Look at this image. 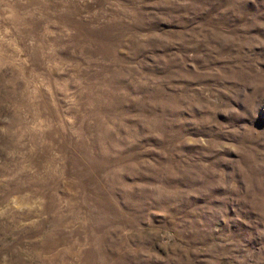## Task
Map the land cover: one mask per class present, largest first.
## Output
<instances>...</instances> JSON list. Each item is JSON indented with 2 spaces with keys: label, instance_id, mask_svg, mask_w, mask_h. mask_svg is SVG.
Wrapping results in <instances>:
<instances>
[{
  "label": "rangeland",
  "instance_id": "1",
  "mask_svg": "<svg viewBox=\"0 0 264 264\" xmlns=\"http://www.w3.org/2000/svg\"><path fill=\"white\" fill-rule=\"evenodd\" d=\"M0 264H264V0H0Z\"/></svg>",
  "mask_w": 264,
  "mask_h": 264
}]
</instances>
